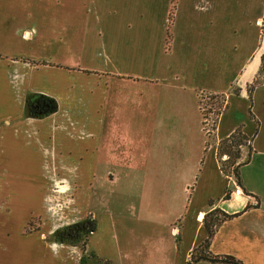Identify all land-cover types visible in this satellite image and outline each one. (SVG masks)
I'll use <instances>...</instances> for the list:
<instances>
[{"label": "crops", "instance_id": "1", "mask_svg": "<svg viewBox=\"0 0 264 264\" xmlns=\"http://www.w3.org/2000/svg\"><path fill=\"white\" fill-rule=\"evenodd\" d=\"M263 21L264 0H0V264H224L191 262L214 209L237 216L216 227L210 256L264 264ZM122 82L144 83L145 104L170 98L148 112L180 133L190 109L179 96L198 114L199 93L226 109L206 144L152 133L126 173L101 171L118 160L102 149L114 129L102 102ZM30 94L56 111L28 117ZM237 130L251 148L238 183L217 157ZM86 220L84 253L53 241Z\"/></svg>", "mask_w": 264, "mask_h": 264}, {"label": "rangeland", "instance_id": "2", "mask_svg": "<svg viewBox=\"0 0 264 264\" xmlns=\"http://www.w3.org/2000/svg\"><path fill=\"white\" fill-rule=\"evenodd\" d=\"M262 29L264 31V21L262 22ZM143 86L144 83L134 85L132 83L122 82V84L116 87L119 90L118 92H113V93H110L109 91L105 92L104 95L107 98H105L106 100H104L102 103L103 105L107 104L109 106L108 108L109 113L105 115V121L106 122L112 121L114 123V129L112 130V136L110 137V140L106 138L102 140L103 141L102 149L104 153H108L109 155H111L112 159H118V160L114 162V165H111L113 164L111 162L107 163L103 161V163H100L99 165V170L102 171L112 166L117 174L121 175L123 172L126 173L127 165H128V155L132 156V160H134V157L139 159L140 155L143 156L145 154L144 143H150L152 139L151 138L152 133L155 134L158 132L163 138L177 137L178 139L183 140L187 145L190 146L195 144L198 138L201 141V144L202 143L206 144L210 141L209 138L211 136L210 135L211 133L207 135L205 129H208L209 125H211L210 130L213 131L215 127L216 119L220 115V114L217 115V113L223 111L224 109L223 107L225 105L224 97L209 99L210 97L208 94L199 93L198 95L199 114H198L197 108H195V112L191 108L193 107V104H191V102L194 99H192L190 94L186 93L182 96H179L182 99L186 108L190 109L182 115L183 132L180 133V130L177 131L166 124H162L161 123L162 120L159 119L160 117L159 114L149 113V112H155L156 109H154V107H161L162 104L166 105V102L170 101L171 99L166 97L162 99L160 97L161 95L158 92H155L153 93V96L150 99H148V104H145L143 95L139 93V90L142 91L144 89ZM108 88L109 86H107V89ZM110 95L113 96H111L110 98ZM155 101L157 102V104L153 106V103ZM162 101L163 103L160 104ZM174 116L180 118V115H174ZM197 117L199 118V123L201 124L200 126H197V121H196ZM211 121L213 124H211ZM154 128L159 131L154 130ZM200 128L201 131H197V129L200 130ZM175 131H177L176 134L171 135V132L174 134ZM161 132L162 133L167 132V135H163ZM138 144L142 146H138ZM240 151L242 152L240 155L245 157L247 149L245 150L243 148H240ZM225 160L226 157L224 156L221 159L223 168L228 173L232 172L234 166L231 167L230 163L234 162L233 159L230 160V162L229 161L224 162ZM239 160L240 159L236 160V163H238ZM137 186L141 187L140 183H138ZM70 231H72L73 234L79 233V230L72 229L69 230L68 232ZM67 235H69V233H67ZM70 240L73 242H77L78 239L75 237Z\"/></svg>", "mask_w": 264, "mask_h": 264}, {"label": "trees", "instance_id": "3", "mask_svg": "<svg viewBox=\"0 0 264 264\" xmlns=\"http://www.w3.org/2000/svg\"><path fill=\"white\" fill-rule=\"evenodd\" d=\"M172 14L173 9H171L169 14V25L172 22ZM264 63V56L262 58ZM210 97V98H209ZM209 99H216V98H223L224 96L219 95H209ZM224 109H226V103L223 106ZM57 104L54 100L47 98L43 95H36V94H30L25 98V113L28 117L36 118V119H43L52 113L56 111ZM223 111L217 113V115L221 114ZM248 138L241 134L239 130L235 131L230 137L227 139L221 141L218 144L217 147V157L220 160L225 156L226 160L224 162H230V160L233 159L234 162L230 163V166L234 169L232 172H227L223 168V164L220 165V171L224 176H230L233 175L238 183V167L240 166L241 162H243L245 157L247 158L250 155V145L248 144ZM240 148L247 149L245 157L240 155L242 150L240 151ZM244 155V154H243ZM239 160L238 164L236 163V160ZM228 198V193L226 194V197ZM237 215H227L226 213L222 212L219 209H214L210 211L209 213L205 214L202 220L203 227L205 228L207 232V238L205 241L197 247L194 252L191 254V262H199V261H205L210 263H224V264H240L238 261L233 259L232 257H223V258H217L212 257L208 253V248L210 244V240L214 234V230L216 227H218L221 223H223L226 220H229ZM88 225V226H87ZM31 223L27 225V229H25V232H30ZM79 230V233L73 234L72 231L68 232L69 230ZM95 229V224L91 220H86L82 223H78L77 225L66 228L57 231L54 233L52 239L53 241H59L61 243L69 244V245H77L80 246L83 253L86 249V242L87 238L90 233H92ZM69 233V235H67ZM70 237V238H68ZM77 238V242H73L70 239ZM90 259H92L95 264H110L109 262H102L99 259H96V257L93 254H88L87 256L83 255L81 258L80 264H85ZM88 260V261H87Z\"/></svg>", "mask_w": 264, "mask_h": 264}, {"label": "built area", "instance_id": "4", "mask_svg": "<svg viewBox=\"0 0 264 264\" xmlns=\"http://www.w3.org/2000/svg\"><path fill=\"white\" fill-rule=\"evenodd\" d=\"M213 123H214V120H213ZM213 123L211 121V124H213ZM210 129H211V125H209L208 129H205V132L207 135H209L212 132V130H210ZM231 194H232V196L239 197L243 194V192L241 191L239 186L235 185L234 190L232 191Z\"/></svg>", "mask_w": 264, "mask_h": 264}]
</instances>
